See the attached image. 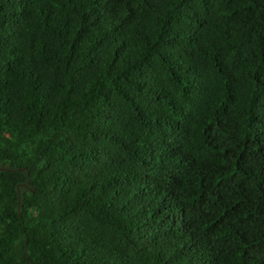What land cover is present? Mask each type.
<instances>
[{"label":"trees","instance_id":"1","mask_svg":"<svg viewBox=\"0 0 264 264\" xmlns=\"http://www.w3.org/2000/svg\"><path fill=\"white\" fill-rule=\"evenodd\" d=\"M0 264H264V0H0Z\"/></svg>","mask_w":264,"mask_h":264}]
</instances>
